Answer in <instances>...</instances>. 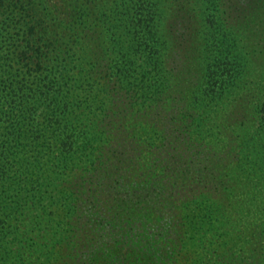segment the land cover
<instances>
[{
	"label": "trees",
	"instance_id": "trees-1",
	"mask_svg": "<svg viewBox=\"0 0 264 264\" xmlns=\"http://www.w3.org/2000/svg\"><path fill=\"white\" fill-rule=\"evenodd\" d=\"M166 1L0 0V264H71L92 240L84 231L120 211L101 199L100 185L84 186L110 178L102 156L115 149L116 119L125 113L127 127L149 107L160 109L191 72L176 123L202 137L209 115L246 93L257 129L235 136L247 145L234 150L233 167L175 183L193 190L184 194L192 230L176 264L209 263V249L198 251L208 230L229 240L214 264L237 240L258 235L245 221L253 201L234 195L253 194L263 176L264 73L252 74L251 62L264 55V0H178L172 17Z\"/></svg>",
	"mask_w": 264,
	"mask_h": 264
},
{
	"label": "rangeland",
	"instance_id": "rangeland-1",
	"mask_svg": "<svg viewBox=\"0 0 264 264\" xmlns=\"http://www.w3.org/2000/svg\"><path fill=\"white\" fill-rule=\"evenodd\" d=\"M50 2L51 5L54 4V1ZM177 2L178 0H167L164 3L170 17L177 14ZM167 20V16L163 15V23ZM173 26H177L176 29L181 28L178 22ZM259 36L264 40V33ZM263 63L264 55L251 62L252 74H257L258 78L264 73ZM194 80L192 72L187 74L182 80L183 83L166 95L160 109L149 107L145 113L138 115L141 119L131 120L127 127H123L122 123L126 120L125 116L123 117L125 113L116 119L115 132L110 137L115 149L111 147L112 149L105 151L102 156L103 167L108 171L110 178H88L84 186L92 188L94 185H100L101 199H109L115 211L118 208L120 211L115 212L109 223L99 227L97 231H84L92 236V240L86 247L78 250L71 264H88L93 258L97 264H176V258L185 260V247H182V242L188 238L192 228L189 225V217L185 216L187 209L184 194L187 192L192 195L193 190H185L184 183L180 186L175 183L181 179L187 180L189 175L196 177L195 171L198 174L201 172L200 175L208 181L212 175H217L222 167H233L237 153L234 150L241 145H247L245 138L236 139L235 136L257 129L254 119L257 116L255 102H249L245 93L236 107L229 109V105L224 106L219 114L209 115L211 120L208 123H211V126L203 131L202 137L195 131H186V127H182L175 120L181 115ZM118 126L123 129L118 130ZM187 133H191L189 137H186ZM215 140L222 145L215 144ZM243 163L248 165V162ZM208 169L215 174L207 175ZM259 172L263 176L257 177L258 185L253 194L247 188H242L238 195H234L238 199L253 201L254 205L248 211L249 217L247 216L245 221L251 223L258 235L246 242L237 240L231 251L225 250L222 264L264 262V168ZM128 175L134 181H127L125 178H128ZM117 181H127V184L123 189H118L114 187ZM208 191H213V187ZM83 198L84 204L92 201L85 194ZM203 234L202 239L198 241V251L209 249L208 264H214V256L221 254L220 246L227 244L229 240L210 230ZM101 236L106 240L100 244L98 241L102 240ZM170 248H174L172 257L168 254ZM176 250H180L178 254ZM187 254L186 256H189V253Z\"/></svg>",
	"mask_w": 264,
	"mask_h": 264
}]
</instances>
